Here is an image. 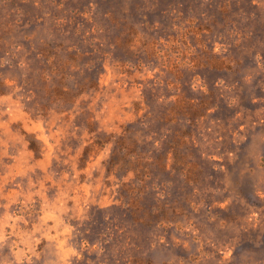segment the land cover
Instances as JSON below:
<instances>
[{"label": "rangeland", "instance_id": "374dc122", "mask_svg": "<svg viewBox=\"0 0 264 264\" xmlns=\"http://www.w3.org/2000/svg\"><path fill=\"white\" fill-rule=\"evenodd\" d=\"M251 1L0 0V264H264Z\"/></svg>", "mask_w": 264, "mask_h": 264}, {"label": "trees", "instance_id": "16d2710c", "mask_svg": "<svg viewBox=\"0 0 264 264\" xmlns=\"http://www.w3.org/2000/svg\"><path fill=\"white\" fill-rule=\"evenodd\" d=\"M251 4H254L253 0L251 1ZM220 9H221L220 12L223 14V17H225L227 13V7H221ZM226 23H228V25L230 26V31L229 32L226 31V28L224 27L222 32L218 34L219 40H217V42H219L222 47H226L225 50L222 51L221 58L219 57V59L217 60V63L214 64V67L216 68L218 67L220 69H224L225 65L229 62V60L234 59V56L231 54L232 47L241 48L243 46L242 41L249 34L247 32H243L242 28H239V29L235 28L234 21H231V20L222 21L221 27L224 26ZM241 32L246 33V34H241ZM242 37H245V38H242ZM254 54L255 56L260 54L263 57L262 52H255ZM201 86L202 87L204 86L206 88V93L210 92V90L212 89L211 84H208L204 79L201 82ZM188 104L192 105L193 103H188ZM208 104L209 103H205V101L203 100L202 102H200L199 107L206 108V105Z\"/></svg>", "mask_w": 264, "mask_h": 264}]
</instances>
